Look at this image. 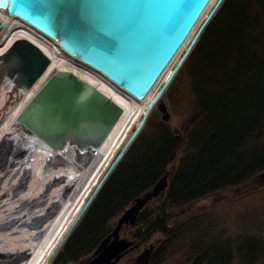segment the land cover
<instances>
[{"label": "trees", "instance_id": "1", "mask_svg": "<svg viewBox=\"0 0 264 264\" xmlns=\"http://www.w3.org/2000/svg\"><path fill=\"white\" fill-rule=\"evenodd\" d=\"M163 95L170 118L147 117L51 264L93 254L163 177L158 202L148 201L130 231L136 252L162 235L149 264L178 254L192 264H264L261 234L226 236L205 214H187L202 198L264 177V0H223Z\"/></svg>", "mask_w": 264, "mask_h": 264}, {"label": "water", "instance_id": "2", "mask_svg": "<svg viewBox=\"0 0 264 264\" xmlns=\"http://www.w3.org/2000/svg\"><path fill=\"white\" fill-rule=\"evenodd\" d=\"M209 1L82 0V12L85 8L88 14L81 15L83 23L80 25L72 22L69 12L59 17L56 15L57 9L52 5L64 0H0V7L53 39L68 55L99 71L128 95L141 99L171 62ZM221 2L216 1L201 23L187 49L145 109L138 126L46 264L52 262L114 165L142 128L150 110L161 98ZM92 19L95 24L86 27ZM3 24L0 23V28ZM106 40L109 42L107 46ZM49 64L50 58L37 44L27 38H18L0 56V76L27 91ZM124 113L123 105L99 87L73 70L57 68L25 103L15 121L42 146L54 149L58 155L73 151L84 156L100 150ZM169 118L170 114L165 111L163 119ZM63 166L65 172L62 173L71 179V172L76 171V167L71 164ZM166 184V177H163L118 217L114 230L99 244L95 256L87 264H115L123 256L132 243L120 237V230L126 225L133 226L141 209L162 193ZM152 249L153 245L139 254L141 264H148Z\"/></svg>", "mask_w": 264, "mask_h": 264}, {"label": "bare ground", "instance_id": "3", "mask_svg": "<svg viewBox=\"0 0 264 264\" xmlns=\"http://www.w3.org/2000/svg\"><path fill=\"white\" fill-rule=\"evenodd\" d=\"M216 1H209L171 62L140 100L125 93L99 71L68 55L53 39L0 7V23L4 22L0 28V56L16 39L27 38L50 58L45 72L27 91L0 76L3 77L0 78V264L47 263L81 210L86 185L96 179L111 159L127 134V127L132 124L133 129L140 120ZM57 68L75 71L125 108L124 115L98 152L83 156L71 151L58 155L54 149L42 146L15 121L25 103ZM66 164L76 167V171L71 172V179L62 173Z\"/></svg>", "mask_w": 264, "mask_h": 264}, {"label": "rangeland", "instance_id": "4", "mask_svg": "<svg viewBox=\"0 0 264 264\" xmlns=\"http://www.w3.org/2000/svg\"><path fill=\"white\" fill-rule=\"evenodd\" d=\"M0 34H2V29H0ZM163 97L164 95L161 99H163ZM165 109L169 111V105L167 104L166 99H163L154 105L148 117H150L153 112L159 113V115L162 117L166 111ZM138 122L139 121H137L135 124H139ZM171 123L174 125L178 123V118L173 116L172 114ZM129 127H127L128 129H126L127 134L124 133L126 135L121 140L122 142L117 145L113 156L108 160L109 162L107 161V164L104 165L103 169H101V172L99 173V175H97L96 179L91 182L92 184L90 183L88 186L86 185L85 189H87V192L83 194L84 203L93 193L97 184L110 168L113 161H115L116 156L122 150L125 142L128 139V136L134 131V129L131 128L132 124H130ZM120 133L122 132L120 131ZM174 166L175 162L169 165V171H172ZM158 200L159 195L153 197L150 202L151 204H155L156 202H158ZM84 203H82V206ZM187 214H205V222L211 223V225L217 232L226 230V236L236 237L241 233H254L264 236V177H257L240 186L225 189L202 198L190 205V207L187 209ZM131 229H133L132 226H123V228L120 230V236L123 238L132 239V235L130 233ZM161 239L162 235L160 233H156L148 242H146V244L140 246V248L138 249L139 251L136 252L134 250L129 254V256L139 255L141 251L149 244H154L155 246L158 245ZM131 261V259L129 260L125 258L121 262V264H131ZM192 263L193 260L189 261L186 257L182 256V254H178L168 257V259L162 264ZM233 264H240L238 257L234 260Z\"/></svg>", "mask_w": 264, "mask_h": 264}, {"label": "snow or ice", "instance_id": "5", "mask_svg": "<svg viewBox=\"0 0 264 264\" xmlns=\"http://www.w3.org/2000/svg\"><path fill=\"white\" fill-rule=\"evenodd\" d=\"M53 8L57 9L56 15L59 17L61 16L64 12H69L71 13V18H72V22L80 25L83 22L81 21V15H87L88 12L86 11V9H83L82 12V0H64L63 3H56L52 5ZM95 24V22L93 21V19L91 20V22H89L88 24H86V27H92ZM109 42L106 40L105 41V46H107Z\"/></svg>", "mask_w": 264, "mask_h": 264}, {"label": "flooded vegetation", "instance_id": "6", "mask_svg": "<svg viewBox=\"0 0 264 264\" xmlns=\"http://www.w3.org/2000/svg\"><path fill=\"white\" fill-rule=\"evenodd\" d=\"M159 195H161V193L159 194ZM121 237V236H120ZM121 238H123V237H121ZM127 239V238H126ZM129 242H131L132 244L131 245H129L128 247H127V249L123 252V256L115 263V264H121V262L125 259V258H127V259H131L132 261H131V264H141V262H140V260H139V255H137V256H129V254L130 253H132L134 250H135V246H134V244H133V242L131 241V240H129V239H127ZM152 244H149L148 246H146L143 250H145V249H147V248H149L150 246H151ZM142 250V251H143ZM96 251V250H95ZM95 251L93 252V254H91L90 256H88L87 258H85V259H83L82 261H80V263L79 264H87L94 256H95ZM141 251V252H142ZM115 258H113L111 261H113ZM150 259V258H149ZM103 264H108V262H105V263H103ZM148 264H149V262H148Z\"/></svg>", "mask_w": 264, "mask_h": 264}]
</instances>
